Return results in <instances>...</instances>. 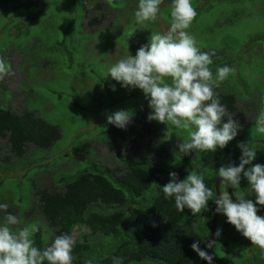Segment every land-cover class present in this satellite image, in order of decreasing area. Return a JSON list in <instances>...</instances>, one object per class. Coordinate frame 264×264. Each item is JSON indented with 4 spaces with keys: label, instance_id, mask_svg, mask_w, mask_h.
Listing matches in <instances>:
<instances>
[{
    "label": "rangeland",
    "instance_id": "obj_1",
    "mask_svg": "<svg viewBox=\"0 0 264 264\" xmlns=\"http://www.w3.org/2000/svg\"><path fill=\"white\" fill-rule=\"evenodd\" d=\"M101 1L108 7L103 12L94 8L96 0H0V41L10 40L16 46V50L13 45L8 46L2 54V59L7 58L10 65L6 63L9 72L0 80V106L15 113L32 111L36 117L58 126L61 132V138L49 149L30 148L14 163L15 168L9 169L8 162L0 164V202L6 203L11 198L8 204L18 206L12 207L20 220L14 230L36 224L44 242L50 230L42 217L36 210L30 217L24 215L34 206L33 191L50 188L54 182L59 184L61 178L76 175L87 167L88 160L110 168L125 167L124 159L120 160L106 147V130L110 126L107 116L117 110H130L131 122H134L141 117L148 119L151 113L139 89L122 88L108 76L110 65L123 57L118 55L117 61H111L108 51L112 46L108 40L117 49L125 42L126 48L131 45L136 51L147 45L152 33H164L170 27L172 0H163L157 19L144 25L135 21L139 0ZM191 3L197 15L187 31L195 37L199 49L214 55L209 66L213 76L219 67L232 69L219 88L225 87L239 101L238 111L232 117L241 126L237 134L257 141L250 147L261 146L264 133L258 131L257 121L264 115V0H191ZM101 14L104 15L102 29L88 34L86 22ZM8 28L13 29L10 34L5 32ZM94 69L104 73L103 83ZM92 74L98 79L92 80ZM113 85L115 91L111 90ZM98 98L103 102V109L97 104ZM86 106L90 110H83ZM93 108H99L98 112ZM93 114L97 117L95 120ZM153 124L169 147L175 140L188 139L183 130L167 134L164 125L156 121ZM157 140L155 136L150 137L143 145ZM8 149L6 141H0V159L8 155ZM130 150V145L122 147L123 154L138 158L143 147L137 150L136 156ZM156 192L155 189L148 191L139 207L146 206ZM233 195L235 200L243 196L255 202L253 192L247 189H233ZM132 209H123L127 222H131ZM221 215L217 227L226 219ZM3 223L0 216V225ZM82 232L88 230H73L74 241ZM91 241L96 245L94 239ZM109 246L96 258L109 254L113 249L112 244ZM143 264L161 262L146 260Z\"/></svg>",
    "mask_w": 264,
    "mask_h": 264
},
{
    "label": "trees",
    "instance_id": "obj_2",
    "mask_svg": "<svg viewBox=\"0 0 264 264\" xmlns=\"http://www.w3.org/2000/svg\"><path fill=\"white\" fill-rule=\"evenodd\" d=\"M96 2L94 6L96 10L103 12L104 8H108L101 0ZM88 13L86 10V16ZM103 20V14L91 17L85 24L90 29L87 31L88 34L93 30L102 29L100 26ZM10 29L13 30L8 28L5 32L10 34L12 32ZM6 41H0V58L6 53L8 46L13 45L16 50L12 41ZM108 43L112 46L108 51L111 61H117L118 55H123L124 58L127 49L133 56L137 52L131 45L126 48V42L120 49L113 47L112 40H108ZM135 43L136 41L133 42L134 46ZM86 46L96 50L92 45ZM86 46L84 49L89 52ZM6 59L3 60L10 65ZM95 72L98 73L94 69ZM103 75L99 74V80H102ZM92 77L98 79L95 74H92ZM215 91L221 103L227 106L228 113L236 114L239 104L237 97L227 93L228 89L225 87L224 89L218 87ZM101 102L97 104L103 109ZM99 108L93 110L98 112ZM253 108L255 109L254 106ZM83 110L90 108L86 106ZM96 115L100 116L97 113ZM97 117L93 114V120ZM153 122L141 117L131 122L126 129H118L110 124L106 130L107 149L114 152L120 160L124 159L127 164L125 167L110 168L88 160L87 167L76 175L61 178L57 182L59 184L54 182L50 188H38L33 191L34 206L23 213L30 217L36 210L50 230L45 242L40 231L34 234L35 246L43 250L56 236L61 234L72 236L75 228L78 230L84 228L88 232L80 233L75 240L72 264H88L89 260L92 264H112L111 258L114 256L120 257L121 264H143L146 260L159 261L161 264H202L203 259L192 250L191 245L198 242L199 248L207 251V238L215 208L214 184L220 179L217 170L229 163L238 166L241 152L237 145L248 143L250 146L257 141L237 134L222 150L217 149L214 153L194 151L184 156L179 152L178 141L175 140L173 145L167 146L160 138L158 132L160 130L156 129ZM154 136L158 138L156 142L148 141L143 145L144 141ZM60 138L61 132L58 126L36 117L32 111L23 110L15 113L9 108L0 106V141L5 140L9 148L8 155L0 159V164L2 161L8 162L9 169L15 168L14 163L20 161L30 148L49 149ZM261 144L254 148L257 153L252 166L257 163L264 165V141H261ZM126 145L131 146L130 153L135 156L140 147H143V150L138 158H134L122 153V147ZM248 167L245 166V170ZM173 171L178 174V180L185 179L190 173L198 174L203 178L213 192L208 202V211L194 216L187 208L183 212H178L174 200L164 198L162 187L169 182V173ZM239 188L252 191L243 174ZM153 189L157 191L156 195L149 199L146 206L139 207L143 196ZM21 200L22 198L19 199ZM8 203H11V198H7L6 203L0 202L7 204L8 211L14 215L12 207L18 206ZM131 207H133L131 222H127L123 209L130 211ZM219 215L218 213L216 230L219 228L222 232L219 238L215 237L210 255L211 264H264V252L251 245V242L228 224L226 219L217 227ZM221 217L223 218V214ZM152 222L156 223L155 228L152 227ZM93 239L96 245H93L91 241ZM109 244L113 247L109 254H102L101 258H96L101 251L104 252L110 247Z\"/></svg>",
    "mask_w": 264,
    "mask_h": 264
},
{
    "label": "clouds",
    "instance_id": "obj_3",
    "mask_svg": "<svg viewBox=\"0 0 264 264\" xmlns=\"http://www.w3.org/2000/svg\"><path fill=\"white\" fill-rule=\"evenodd\" d=\"M163 0H139L134 13L138 25L154 22L160 12ZM197 15L191 0H172L171 23L164 33H152L149 43L141 46L135 56L128 51L108 69V76L122 88L139 89L148 101L151 113L149 121H156L166 128V133L174 130L187 132L188 139L179 142L177 147L184 156L194 151L214 153L224 149L240 130L239 123L228 113L227 106L221 103L215 91L220 83L228 78L232 69L219 67L215 77L210 70L212 57L196 46V40L187 29ZM9 72L5 61L0 58V80ZM112 91H115L113 85ZM130 110H117L107 116V123L118 129H126L132 121ZM227 117V122L222 120ZM257 129L264 133V115L257 121ZM241 155L239 165L229 163L217 170L221 184L239 189L241 175L247 179L255 196L253 200L241 196L236 202L229 193L215 198V211L226 217L251 245L264 252V215H257L264 207V165L252 166L256 151L248 143L237 145ZM245 166H249L245 170ZM226 188V187H225ZM164 198L174 200L178 212L186 208L192 215L208 211V202L213 196L212 190L203 178L190 173L178 180L176 172L169 173V182L162 187ZM220 192L221 186H220ZM0 216L4 223L0 225V264H72L74 239L71 235L61 234L41 250L35 246L34 234L39 231L36 224L15 229L19 218L8 211L7 204H0ZM152 222V227H156ZM222 230L217 229L214 236L219 238ZM214 241H209L211 247ZM191 248L197 255L212 262V256L199 248L194 242ZM112 264H121L120 257L111 258ZM88 264H92L89 260Z\"/></svg>",
    "mask_w": 264,
    "mask_h": 264
},
{
    "label": "water",
    "instance_id": "obj_4",
    "mask_svg": "<svg viewBox=\"0 0 264 264\" xmlns=\"http://www.w3.org/2000/svg\"><path fill=\"white\" fill-rule=\"evenodd\" d=\"M221 180L218 179L217 181H215V195L216 197H218L219 195H221V192H220V186H221ZM226 187V191L229 193L230 195V198L233 200V202H236L235 200V197L233 195V191H232V188L231 187H228L227 185H225ZM216 209V204H215V208H214V211H213V217H212V223H211V228H210V232H209V235H208V243L209 241H214L215 240V231H216V219H217V215L218 213L215 211ZM262 213H264V207L260 208V211L257 213V215H261ZM213 246V244H212ZM212 246L211 247H208L207 248V253L208 255H211V250H212ZM208 261L206 260H203L202 264H207Z\"/></svg>",
    "mask_w": 264,
    "mask_h": 264
},
{
    "label": "flooded vegetation",
    "instance_id": "obj_5",
    "mask_svg": "<svg viewBox=\"0 0 264 264\" xmlns=\"http://www.w3.org/2000/svg\"><path fill=\"white\" fill-rule=\"evenodd\" d=\"M222 186H223V188H224V190H223L222 194L224 195L225 193H227V191H226L225 185H224V184H222V185H221V188H222Z\"/></svg>",
    "mask_w": 264,
    "mask_h": 264
},
{
    "label": "crops",
    "instance_id": "obj_6",
    "mask_svg": "<svg viewBox=\"0 0 264 264\" xmlns=\"http://www.w3.org/2000/svg\"><path fill=\"white\" fill-rule=\"evenodd\" d=\"M91 78H92V80H94V78L92 77V75H91ZM99 101H101L100 98L97 99V102H99ZM101 103H102V105H103V102H101ZM106 111H107V110H106Z\"/></svg>",
    "mask_w": 264,
    "mask_h": 264
}]
</instances>
